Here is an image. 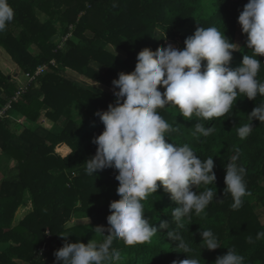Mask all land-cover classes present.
<instances>
[{
    "label": "trees",
    "instance_id": "obj_1",
    "mask_svg": "<svg viewBox=\"0 0 264 264\" xmlns=\"http://www.w3.org/2000/svg\"><path fill=\"white\" fill-rule=\"evenodd\" d=\"M9 2L15 18L0 32V46L21 72L34 74L42 65H48V69L0 118V150L17 162L15 170L0 181V264H55L54 252L65 243L61 235L68 236V242L87 244L95 238L97 226L109 227L110 203L120 199L116 169L106 168L89 176L84 165L96 153L93 138L104 130L95 114L106 111L116 97L113 92L101 93L97 87L71 79L64 71L71 69L93 85L114 87L112 82L120 72L134 71L138 53L144 48L155 51L171 44L182 49L185 39L198 27L211 26L238 45L231 61L235 68L242 64L245 54H251L238 23L248 0ZM39 12L48 19L42 21ZM60 31L65 46L53 39ZM259 59L264 63V56ZM258 79L264 81V64ZM20 89L21 85L0 67V110ZM237 100L225 116L203 121L206 127L215 128L207 137L195 133L196 118L185 120L178 108L159 110L175 129L167 133L169 143H187L202 160L214 158L217 180L211 187L222 202L213 200L205 210L206 216H193L192 224L181 230L201 264H214L227 248L242 254L245 264H264V239H256L257 233L264 231V123L254 120L253 131L246 139L236 133V128L250 123L248 114L264 97L249 100L240 96ZM75 108L87 111L88 118L75 121ZM44 112L62 129L44 127L39 122ZM18 116L20 119H16ZM237 154L238 163L246 169L251 194L243 198L242 206L233 209L231 195L224 194L225 176L228 159ZM97 198H105V202L94 205ZM143 203L145 216L158 233L150 241L133 246L115 241L114 247L122 252V264H172L186 259L185 253L178 252L177 242L168 237V230L159 227L162 220H167L170 229L176 228L171 211L178 205L170 193L161 186ZM26 204L29 208L19 218ZM75 219L90 221L68 226ZM201 227L211 229L222 247L204 249Z\"/></svg>",
    "mask_w": 264,
    "mask_h": 264
},
{
    "label": "clouds",
    "instance_id": "obj_2",
    "mask_svg": "<svg viewBox=\"0 0 264 264\" xmlns=\"http://www.w3.org/2000/svg\"><path fill=\"white\" fill-rule=\"evenodd\" d=\"M14 18L15 10L9 0H0V32ZM238 23L251 50V54L243 56L240 66L231 67L238 45L225 32L216 26L198 27L185 39L182 49L171 44L155 51L144 48L138 53L134 71L120 72L118 79L113 80L114 88L119 89L114 91L115 103L109 104L106 111L96 112L104 130L93 138L97 150L84 165L89 176L106 168L116 169L120 199L110 203L109 227L97 226L95 238L87 244L68 242V236L61 235L65 243L54 252L55 264H122V252L114 247L115 241L133 246L150 241L158 233L145 216L143 202L161 186L178 207L171 211L176 228L170 229L167 220H162L159 227L167 229L168 237L177 242L178 252L187 255L172 264H201L181 230L192 224L193 216H206L205 210L213 200L222 202L211 187L217 180L214 158L202 160L189 144L169 143L167 133L175 129L159 110L178 108L185 120L196 118L199 122L195 133L207 137L215 128L206 127L203 121L228 114L240 96L249 100L264 97V81L258 79L264 64L259 59L264 56V0H248ZM248 119L250 123L236 128L240 139L252 133L254 120L264 123V101L248 114ZM228 160L224 194L231 195V207L237 209L251 193L247 190L246 169L238 163L239 155ZM200 235L204 249L222 247L211 229L201 227ZM256 239H264V231L258 232ZM227 249L214 264H245L242 254L234 248Z\"/></svg>",
    "mask_w": 264,
    "mask_h": 264
},
{
    "label": "rangeland",
    "instance_id": "obj_3",
    "mask_svg": "<svg viewBox=\"0 0 264 264\" xmlns=\"http://www.w3.org/2000/svg\"><path fill=\"white\" fill-rule=\"evenodd\" d=\"M40 18H42V21H46L48 19L47 16L43 15L42 13H38ZM72 27V26H71ZM62 31H60L56 37V41L57 43L61 44L62 46H65V43L62 42L63 37H60V35H62ZM115 51H118L116 48H114ZM121 56H124V54H122L120 52ZM0 67L2 68V70L4 71V73L9 74L10 77H12L15 81L18 82L19 85L21 86H25L26 84H28L29 80L28 77L26 75V73L21 72L20 69L18 68V66L13 62V60L11 59V57L7 54L6 50L0 46ZM64 74L66 76H68L71 79H76L77 81H80L82 83H86L88 85H92L93 87H97L98 91L101 93H106V92H113L114 91H118V88H114V87H100L98 85H93L90 83V80L85 78L84 76L80 75L79 73L72 71L71 69H66L64 71ZM22 82V83H21ZM162 92L164 91L163 88ZM74 113H73V119L77 122H81L85 119L88 118L89 113L85 110H81L79 108H75L74 109ZM19 118L16 119H20V116H18ZM39 122L46 128L49 129H54L56 131H59L62 129V126L58 125L57 123H55L54 121H51L46 115L45 112L42 114ZM17 165V162L14 161L13 159H11L9 156H7L6 154L2 153V151L0 150V181L6 177L9 176V174H11L14 170L15 167ZM105 202V198H97L93 204L95 205H101ZM30 204V203H29ZM29 204L24 205L21 207L20 212H19V218H22L23 215L25 214V212H27V209L29 208ZM90 220L89 219H75L74 221H72L68 226H72V225H76V224H86L88 223Z\"/></svg>",
    "mask_w": 264,
    "mask_h": 264
},
{
    "label": "built area",
    "instance_id": "obj_4",
    "mask_svg": "<svg viewBox=\"0 0 264 264\" xmlns=\"http://www.w3.org/2000/svg\"><path fill=\"white\" fill-rule=\"evenodd\" d=\"M46 69H48V65H42L38 67L37 71L34 74H30V73L26 74L28 77L29 83L26 84L25 86H21V89L16 93L13 99L2 110H0V118L6 115V112L12 107V102L18 100L19 97L23 95V93L26 91L28 85L31 82H33L37 76L44 73Z\"/></svg>",
    "mask_w": 264,
    "mask_h": 264
},
{
    "label": "water",
    "instance_id": "obj_5",
    "mask_svg": "<svg viewBox=\"0 0 264 264\" xmlns=\"http://www.w3.org/2000/svg\"><path fill=\"white\" fill-rule=\"evenodd\" d=\"M56 37H57V35H55V36L53 37V39H56Z\"/></svg>",
    "mask_w": 264,
    "mask_h": 264
},
{
    "label": "crops",
    "instance_id": "obj_6",
    "mask_svg": "<svg viewBox=\"0 0 264 264\" xmlns=\"http://www.w3.org/2000/svg\"><path fill=\"white\" fill-rule=\"evenodd\" d=\"M22 83V82H21Z\"/></svg>",
    "mask_w": 264,
    "mask_h": 264
}]
</instances>
